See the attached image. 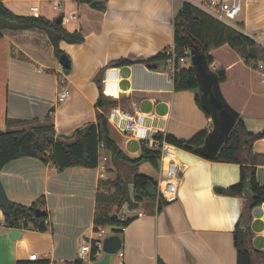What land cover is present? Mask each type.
<instances>
[{"label":"crops","instance_id":"crops-1","mask_svg":"<svg viewBox=\"0 0 264 264\" xmlns=\"http://www.w3.org/2000/svg\"><path fill=\"white\" fill-rule=\"evenodd\" d=\"M3 1L19 15L58 16L47 0ZM101 1V9L90 7V2L64 1L69 13L78 14V20L70 27L63 26L81 33L84 39L59 44L71 63L68 72L60 65L44 31L10 26L0 29V131L52 122L56 135L76 132L94 122L100 111L96 106L99 77L103 88L104 79L114 85L112 90L106 89L111 94L108 97L117 100L113 108L142 115L153 132L189 139L211 128V119L197 106L194 92L174 89L164 61L145 63L174 45L173 18L184 0ZM209 1L190 0L201 8ZM239 2L240 11L228 25L247 35L253 45L245 50L227 44L211 47L210 67L225 70L220 89L247 130L262 134L253 141L252 152L264 156V0ZM35 3H40L39 14L29 11ZM118 58L131 64L108 66ZM107 70L111 74L105 78ZM59 78H64L68 87L64 101L57 99L64 89ZM109 129L125 154L131 158L140 155L142 145L137 140L111 123ZM176 157L180 166L176 201L160 207L157 194H148L132 205L124 203L118 210L117 214L131 219L120 236L122 256L116 254L119 264H157L158 259L165 264H236L237 225L247 231L253 264H264V202L243 213L249 204L248 190L241 196L223 194L224 188L239 181V164L209 160L180 148H176ZM108 160L105 179L100 178L98 167L72 166L58 171L35 157L6 163L0 169V181L8 200L30 205L43 197L47 216L45 229H17L21 236L16 239L9 236L14 228L0 225V264L29 260L32 253L50 261L77 259L85 238L97 236L94 217L98 194L111 193L112 180L118 177L126 183L133 200L134 173L154 180L159 175L147 162L133 167L110 156ZM255 176L264 186V162L256 165ZM215 187L222 191L216 192ZM3 220L0 209V223ZM114 227L98 229L106 236Z\"/></svg>","mask_w":264,"mask_h":264},{"label":"trees","instance_id":"trees-1","mask_svg":"<svg viewBox=\"0 0 264 264\" xmlns=\"http://www.w3.org/2000/svg\"><path fill=\"white\" fill-rule=\"evenodd\" d=\"M91 2L92 0H77ZM4 26H10L16 29L38 28L47 33L53 44V50L56 57H59L63 51L60 49V42L81 43L83 36L77 31H69L61 23H56L55 19H48L41 15H19L11 11L3 0H0V29ZM174 26V46L178 54L183 47H189L191 50L202 52L208 64L212 63V57L208 54L211 47H217L227 44L237 49L253 45V41L238 29L216 19L203 8L194 5L190 0H184L181 8L173 18ZM2 36L0 30V37ZM247 55V54H246ZM243 57L248 62L247 56ZM166 56L160 52L157 56L145 60L165 61ZM131 64V61L125 58H118L109 62V67H118ZM66 72L69 69H65ZM103 72H100V75ZM219 82L225 80V70L215 71ZM99 75V76H100ZM102 78L96 79L99 95L96 106L100 111L96 112L94 122H90L79 128L72 139H63L58 137L52 122H35V124L20 130L0 131V169L9 161L20 157H35L46 164L62 171L72 166H82L95 168L102 156H110L111 159L120 160L123 163L137 167L143 162L149 163L153 168H159L160 150L152 149L145 145L141 147V153L137 158H131L118 146L111 138L107 113L117 105V100L106 96L103 92ZM173 87L176 91L190 90L194 92L197 106L204 112L206 117H210L199 101V89L191 65L180 67L172 76ZM210 131L209 128L199 131L189 139H179L170 134H164L166 142L174 145L176 148L184 149L196 155H199L195 149L202 145L205 136ZM155 138H162V134L156 133ZM261 133L249 132L245 126L243 118L239 115L235 125L229 133L227 139L221 146L214 161L239 164V181L223 189V194L230 196H241L248 190L249 204L243 210V213L264 202V186L260 185L255 176L256 165L264 162V156L252 152V143L260 138ZM102 143V147L99 145ZM106 164L109 163L107 159ZM134 199L130 200L125 182L116 177L112 180L114 192L104 191L96 197L97 208L94 217V231L97 232L100 226L114 225L111 232L122 236L123 228L130 223V218L120 220L118 210L124 203L132 205L133 201H138L143 196H148L146 187L152 183L156 188V180L147 177L144 174L134 173L132 177ZM164 200L159 199L160 207L166 205ZM43 197L39 198L30 205H23L9 201V207L3 210L5 223L15 229L28 228L32 226L38 230L39 218L35 217L37 208H44ZM114 207V209H112ZM0 209L2 207L0 206ZM46 211V210H45ZM116 213L114 218L112 215ZM47 216V214H46ZM46 216L43 219H46ZM45 229V228H44ZM236 234V264H253L252 251L249 246V236L246 229L239 225L234 230ZM95 248L92 247L91 254ZM16 264H87L77 258L73 261H50L48 259L37 260H19ZM157 264H165L161 259Z\"/></svg>","mask_w":264,"mask_h":264},{"label":"built area","instance_id":"built-area-1","mask_svg":"<svg viewBox=\"0 0 264 264\" xmlns=\"http://www.w3.org/2000/svg\"><path fill=\"white\" fill-rule=\"evenodd\" d=\"M41 1V0H33ZM50 2L52 10L58 13V16L61 17V24L66 25L71 20H78V14L76 12H70L68 14L64 11V5L62 0H47ZM241 4L239 0H210L206 6L203 7L209 14H211L216 19L230 24L238 12L240 11ZM29 11L33 14H39L40 5L38 3L31 4L29 6ZM162 53L166 56L165 58V69L166 71L173 76L174 72L182 66L187 65L188 57H191V49L183 47L180 54L175 50V46H171L162 50ZM262 65H260L261 67ZM106 71L105 78L111 73ZM104 79V88L103 91L106 96L107 94L108 83ZM59 83L64 85V89L58 94L57 99L59 101H64L68 95V87L64 78H59ZM114 88V85L112 84ZM111 97V96H110ZM108 122L115 126L122 134L130 136L131 138L137 140L141 145H145L152 149L160 150L159 158V168H158V178L156 179V191L158 199L164 200L166 203H171L177 200V191L179 183V172L180 166L176 157V147L165 141L163 138H155L156 132H153L152 129L146 127L143 121V116L128 112L122 109H110L107 113ZM102 147V143L99 145ZM107 156H102L99 159L97 167L100 170V178L105 179L104 173L106 171V160ZM114 188L110 192H114ZM120 220H124L125 216L119 214ZM142 213H139L138 216H141ZM1 226L10 228L5 221L3 220L0 223ZM15 229V228H14ZM102 239L103 235L101 232L97 231V237L93 240L84 241L78 247V258L87 264H94L95 261L101 259L104 255L102 250ZM92 247L95 248L93 254H91ZM118 256H122L120 251L117 252ZM116 253V254H117ZM37 254L32 253L29 256V260H37Z\"/></svg>","mask_w":264,"mask_h":264},{"label":"water","instance_id":"water-1","mask_svg":"<svg viewBox=\"0 0 264 264\" xmlns=\"http://www.w3.org/2000/svg\"><path fill=\"white\" fill-rule=\"evenodd\" d=\"M90 7L95 9L102 8L101 0H92L90 2ZM56 23H61V17L57 16L55 18ZM60 65L64 69L70 68L69 57L62 53L58 57ZM191 67L196 75L198 89H199V101L201 107L207 111L211 119L210 131L204 138L202 145L197 147L195 151L207 158L209 160H214L219 152L221 146L227 139L229 133L231 132L233 126L235 125L239 113L228 103L224 97L221 89L220 82L217 78L215 71L208 64L205 55L202 52H197L196 50H191ZM264 134V130L262 131ZM75 135V131L71 134H58V137L63 139H72ZM214 190L218 193L222 191L221 187H215ZM146 192L150 195H156L157 191L152 183H149L146 187ZM0 206L3 210L8 209L9 200L5 193L4 187L0 181ZM47 212L41 208L35 210V217L41 218L38 225L40 228H45V219ZM117 214L114 213L112 217H116ZM9 236L12 239L19 238L21 236V231L17 229H11L9 231ZM236 238V234L234 235ZM88 241V238H85ZM122 246L121 237L117 234H109L103 236L102 239V250L104 255L101 259L94 262V264H110V260L113 254H116Z\"/></svg>","mask_w":264,"mask_h":264},{"label":"rangeland","instance_id":"rangeland-1","mask_svg":"<svg viewBox=\"0 0 264 264\" xmlns=\"http://www.w3.org/2000/svg\"><path fill=\"white\" fill-rule=\"evenodd\" d=\"M64 1H62L63 5H64V11H65L66 14H68L69 11H67V7H66V4L64 3ZM39 5H40V3H39ZM31 14H32V12H31ZM72 22H74V20H71L70 22L67 23V25H69L68 27H70L72 25ZM187 65H191V57H188ZM95 237H97V236H95ZM110 264H119V259L117 258L116 254L112 255L111 260H110Z\"/></svg>","mask_w":264,"mask_h":264},{"label":"bare ground","instance_id":"bare-ground-1","mask_svg":"<svg viewBox=\"0 0 264 264\" xmlns=\"http://www.w3.org/2000/svg\"><path fill=\"white\" fill-rule=\"evenodd\" d=\"M106 80H107V79H106ZM107 83H108V82H107ZM112 84H113L112 82H111V83H110V82L108 83L109 90H112V87H111ZM110 87H111V88H110ZM107 89H108V88H107ZM107 94H110V93H107ZM110 95H111V94H110Z\"/></svg>","mask_w":264,"mask_h":264}]
</instances>
